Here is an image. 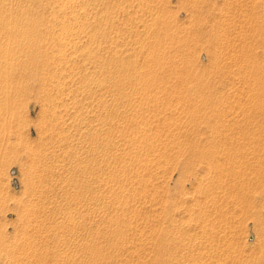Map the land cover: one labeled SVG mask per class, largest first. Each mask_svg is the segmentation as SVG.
Returning <instances> with one entry per match:
<instances>
[{"label":"rangeland","instance_id":"1","mask_svg":"<svg viewBox=\"0 0 264 264\" xmlns=\"http://www.w3.org/2000/svg\"><path fill=\"white\" fill-rule=\"evenodd\" d=\"M0 264H264V0H0Z\"/></svg>","mask_w":264,"mask_h":264},{"label":"bare ground","instance_id":"2","mask_svg":"<svg viewBox=\"0 0 264 264\" xmlns=\"http://www.w3.org/2000/svg\"><path fill=\"white\" fill-rule=\"evenodd\" d=\"M174 226H176V225H174ZM172 227V226H171ZM178 227V226H177ZM125 230V229H124ZM170 230V229H169ZM172 230V229H171ZM177 230V229H176ZM174 231V230H173ZM178 231H180V230H178ZM170 233V232H169ZM113 234V233H112ZM116 236V235H115ZM174 236V235H173ZM168 237V236H167ZM176 239V238H175ZM180 239V238H179ZM168 241V240H167ZM160 245V244H159ZM168 245V244H167ZM160 247V246H159ZM167 250H169V249H167ZM157 252V251H156ZM171 253H173V252H171ZM170 255V254H169ZM175 255V254H174ZM177 255V254H176ZM170 258H172V257H170ZM180 258V257H179ZM181 259V258H180ZM177 260V259H176ZM169 261V260H168ZM160 262V261H159ZM158 262V263H159ZM171 262V261H170ZM177 262V261H176ZM165 263V262H164Z\"/></svg>","mask_w":264,"mask_h":264}]
</instances>
